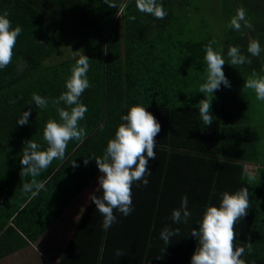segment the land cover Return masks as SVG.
Wrapping results in <instances>:
<instances>
[{"label": "trees", "instance_id": "1", "mask_svg": "<svg viewBox=\"0 0 264 264\" xmlns=\"http://www.w3.org/2000/svg\"><path fill=\"white\" fill-rule=\"evenodd\" d=\"M157 2L167 12L162 20L140 12L136 0H0V14L7 10L12 26L22 28L12 62L0 69V259L35 244L76 209L80 215L58 264H191L197 240L190 232L198 229L206 207H218L224 192L247 187L250 208L236 225L235 244L245 247L246 264H264V149L250 120L256 113L253 97L231 74L230 88L200 93L205 45L213 36L197 40L199 28L194 31L191 25L188 0ZM254 28L264 33V24ZM72 35L84 39L78 46L90 59L91 87L80 98L88 108L79 121L86 137L70 141L65 158L53 160L35 177L44 188L32 196L22 190L33 179L20 175L24 142L33 140L46 150V122L60 121L57 107L66 106L54 107L51 101L66 91L70 69L80 56L53 66L46 61ZM221 44L223 56L229 45H238L251 59L234 66L244 75L260 71L245 40L237 41L233 34L230 42L225 35ZM224 59L227 68L230 59ZM34 92L49 100L46 109L35 106ZM205 96L212 100L210 127L199 115ZM136 104L161 125L156 159L149 160L148 185L132 186L133 212L125 217L116 211L117 222L105 230L103 216L89 199L101 175L94 159L104 154L123 123L121 116ZM29 109L28 123L18 125ZM185 195L191 217L187 224H175L172 211ZM166 226L180 229L168 245L160 238ZM247 243H252L251 253ZM117 249L125 255L117 257Z\"/></svg>", "mask_w": 264, "mask_h": 264}, {"label": "clouds", "instance_id": "2", "mask_svg": "<svg viewBox=\"0 0 264 264\" xmlns=\"http://www.w3.org/2000/svg\"><path fill=\"white\" fill-rule=\"evenodd\" d=\"M114 6V5H109ZM137 9L145 14L152 15L162 20L167 12L157 0H136ZM246 9L238 7L235 16L230 19L228 27L240 31L242 27L254 30L253 24L247 18ZM7 10L0 14V69L6 68L14 55L17 38L22 33L20 26L13 27ZM135 19V17H133ZM215 40L205 45L204 60L207 67L205 82L200 86L199 92L212 94L223 85L230 88L231 84L226 77L223 66L226 64L223 58V49L216 50L213 45ZM259 40L249 41L247 52L251 56H259L261 51ZM227 56L232 66L250 64L252 61L242 54L240 46L229 45ZM90 59L83 53L70 69V76L65 82L66 91L51 103L54 107L63 103L66 107H57L60 121L49 119L43 130V139L47 143L46 150H40L41 145L33 140L25 141L21 176H31L33 179L22 185L24 192L32 196L44 188V182L37 181L43 170H47L53 160L65 158L68 143L72 140L82 142L86 137V130L79 125V121L85 118L87 106L82 103L81 96L90 88L88 72ZM244 88L255 92L257 100L264 101V75H258L255 71L245 81ZM32 101L40 109H46L49 100L37 93L32 94ZM211 102L206 96L199 101V115L203 123L210 127L213 123L211 114ZM31 109L22 113L17 120L20 126L28 123ZM121 123L115 131L114 138L109 139L104 154L96 157L95 163L101 173L98 177L99 187L89 196L95 204L98 212L103 216V228L109 229L117 222L115 215L119 211L127 217L133 212L132 186L134 183H142L147 186L149 160L156 159V137L161 131V125L156 117L147 111L141 104L130 107L126 115L121 116ZM146 153V155H145ZM91 159V158H90ZM89 159L84 160L87 165ZM73 167H76L74 163ZM35 189V191H33ZM102 192V196L96 195V191ZM218 207L207 206L198 229L193 228L190 235L197 240V247L191 257V264H246L242 259L245 247L235 244L237 233L236 225L248 214L250 198L247 187H242L234 193L224 192ZM191 217L188 210L187 195L181 197L180 207L172 211L171 220L175 224H187ZM180 234L179 228L164 227L160 232V238L168 245L171 238ZM247 251L252 252V243H247ZM117 257L125 255L123 250L117 249Z\"/></svg>", "mask_w": 264, "mask_h": 264}, {"label": "rangeland", "instance_id": "3", "mask_svg": "<svg viewBox=\"0 0 264 264\" xmlns=\"http://www.w3.org/2000/svg\"><path fill=\"white\" fill-rule=\"evenodd\" d=\"M192 8H190L192 16V27L193 30L197 31L199 28V35L197 40H202L203 36H213L216 41V50L222 49L221 42L223 38L228 36L230 42L233 41V34L237 41L245 40L247 45L250 40H259L261 48L264 49V33L256 30L254 25L260 26L264 24V0H188ZM238 7H244L247 11V18L252 22H258L253 24L254 34L251 33L252 30L242 27L240 31H235L230 29L228 24L230 19L235 16ZM232 34L231 36L229 35ZM244 36V37H243ZM196 37V36H195ZM219 40V42H217ZM80 36L72 35L65 44L56 51L47 61L48 66H53L55 64L68 61L80 56L84 51L78 46L83 43ZM223 58H227L225 55ZM256 63L259 66L260 71L256 72L258 75H264V50L261 51L259 56H255ZM229 60V59H228ZM204 75L206 72L207 64L204 66ZM223 71L227 76L231 74L237 79V83L244 87L245 81L251 76V73L244 75L240 67L236 68L228 62L227 68H223ZM253 98H251V109L256 112L254 116L250 117L252 125L257 130L258 137L260 139L259 147L264 149V101L257 100L255 92L251 89L244 88ZM255 100V101H254ZM249 170V169H247ZM253 173V172H252ZM80 215L78 210H68L55 225L56 228H60L59 233H57L58 239L63 242L69 239L72 231L74 229V224L76 222V216ZM62 234V236H61ZM64 246V245H62ZM31 250H25L21 255L17 257V261L23 262L24 260H29L32 263L38 262L37 252L31 254ZM44 255L45 251L42 249ZM41 251V252H42ZM43 256V255H42ZM44 257V256H43Z\"/></svg>", "mask_w": 264, "mask_h": 264}, {"label": "crops", "instance_id": "4", "mask_svg": "<svg viewBox=\"0 0 264 264\" xmlns=\"http://www.w3.org/2000/svg\"><path fill=\"white\" fill-rule=\"evenodd\" d=\"M54 226H51V228L49 229L50 232L48 231L49 233L47 232L43 237L37 240L35 244H30L29 246L23 248L22 250L14 252L0 259V264H58L60 255L64 251L67 242L72 237L76 224H74V229L69 239L63 242V244L61 240L58 241V239H61V237L60 238L57 237V233H59L60 228L58 229ZM42 249H44L46 256L44 255ZM25 250H31L30 251L31 254H35L32 251L37 252L36 254L37 257L39 258L38 262L32 263L27 259L24 260L23 262L20 261L18 262L17 261L18 255L20 256L21 253L24 252Z\"/></svg>", "mask_w": 264, "mask_h": 264}]
</instances>
